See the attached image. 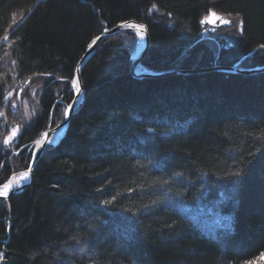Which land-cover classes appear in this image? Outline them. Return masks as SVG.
<instances>
[{"label": "trees", "instance_id": "1", "mask_svg": "<svg viewBox=\"0 0 264 264\" xmlns=\"http://www.w3.org/2000/svg\"><path fill=\"white\" fill-rule=\"evenodd\" d=\"M211 11L238 17L234 40L204 32ZM129 19L149 33L140 70L264 63V0H0V139L41 81L31 118L0 142V185L64 118L93 37ZM137 44L130 30L97 43L64 134L27 186L0 197V264H248L264 253V71L136 77Z\"/></svg>", "mask_w": 264, "mask_h": 264}, {"label": "water", "instance_id": "2", "mask_svg": "<svg viewBox=\"0 0 264 264\" xmlns=\"http://www.w3.org/2000/svg\"><path fill=\"white\" fill-rule=\"evenodd\" d=\"M120 30H130L140 35L141 45L139 49L133 55H131L130 60H129L130 72L132 73V75L136 77L159 76V75H165V74L176 73V72L177 73L178 72L179 73L202 72V71H207L211 69L230 71V72L231 71L232 72H242V73H252V72H258V71H264V63L260 65H255L253 67H238L237 65H233V64L232 65L213 64V65H208V66H201L198 68H186V69L185 68H180V69L170 68V69H162V70H140V66H139L140 61L142 57L145 55L149 47V42H150L148 29L145 23H142L135 19H129V20H125L120 23H117L111 27L104 28L100 33H98L96 36L93 37V39L88 44L84 53L81 55V57L79 58V60L77 61L75 65L72 83L76 81V89H74V94L66 106L64 118L58 124L52 127H47L40 133V135L34 141L33 151H32V156H31L29 166L22 170L13 172L9 176V178L3 184L0 185V191L3 190L1 189V187L4 184H7V183L12 184L11 179L14 176L27 172L28 176L25 179V181L16 187H13V184H12V187L8 190L7 196L0 195V197L7 198L10 194L22 190L25 186H27L31 182L34 166L39 156L41 155V152L44 146L48 143H53L52 141L49 140V137L54 132H57L56 139H55V141H57L64 134L68 126L71 114L82 97V94H83V86H82V81H81L82 66L87 61V59L91 56L97 43L103 37L111 33L120 31Z\"/></svg>", "mask_w": 264, "mask_h": 264}, {"label": "rangeland", "instance_id": "3", "mask_svg": "<svg viewBox=\"0 0 264 264\" xmlns=\"http://www.w3.org/2000/svg\"><path fill=\"white\" fill-rule=\"evenodd\" d=\"M211 12H214V11H211ZM209 13L206 14L201 20V21H204L205 18H207V20L209 21V22L202 23L204 32L205 33H208V32L221 33L222 35H224L225 37L230 39V41L234 40V38L238 34V29H239L238 17L237 16L222 15V14L215 12L217 14V16L221 17V19L215 20V19H213V17H211L209 15ZM224 21H228V23H225ZM137 41H138L137 48L139 49V47L141 45V38H140V35L138 33H137ZM40 82H41L40 79H37L36 81L32 82L30 86H27V88L25 89L24 93H26V94L21 98L22 102L20 104L21 105L20 109H21L22 115L24 116V119H23L21 124L12 123L10 125L11 131L8 134L3 135L1 137V139H0L1 143L2 142H9V140L14 139L16 136L15 134L18 131H20V129L23 126H25V124H26L25 123L26 122L25 117L28 120L31 118V115H33L32 113H34V111L36 110V107H37V102H36L37 99L34 98V96L32 94L36 91V89H39V87L41 86ZM72 88L76 89V81H74L72 83ZM23 90L24 89L21 88V89H19L18 92L21 94V92H23ZM11 95H12V92H11ZM11 106L13 109L17 108L16 102H13ZM59 122H61V121H59ZM48 127H51V126L49 125ZM54 141H55V139L52 142H54ZM20 176H21V174L12 178L13 187L18 186L25 181V179H23V180H20L19 183H17V180L19 179ZM1 189H3V186L1 187ZM260 257L254 263H251V264H256L259 261H262V259Z\"/></svg>", "mask_w": 264, "mask_h": 264}, {"label": "snow or ice", "instance_id": "4", "mask_svg": "<svg viewBox=\"0 0 264 264\" xmlns=\"http://www.w3.org/2000/svg\"><path fill=\"white\" fill-rule=\"evenodd\" d=\"M209 15H210L211 17H213V19H215V20H219V19H221V17L217 16V14H216L215 12H210ZM204 22H209V21L207 20V18H205V20L202 21V23H204ZM224 22H225V23H228V21H224ZM261 47H264V46H261ZM27 176H28V173H27V172L22 173L21 176L19 177V179L17 180V183H19L20 180L26 179ZM11 187H12V184H11V183L4 184V185H3V190L0 191V195L7 196V194H8V190H9ZM260 258H261V259H264V253H261V257H260ZM248 264H251V262H248Z\"/></svg>", "mask_w": 264, "mask_h": 264}, {"label": "bare ground", "instance_id": "5", "mask_svg": "<svg viewBox=\"0 0 264 264\" xmlns=\"http://www.w3.org/2000/svg\"><path fill=\"white\" fill-rule=\"evenodd\" d=\"M56 134H57V132H54L53 134H51V136L49 137V140L51 141H53L54 139H56ZM15 177V176H14ZM11 182H12V179H11Z\"/></svg>", "mask_w": 264, "mask_h": 264}]
</instances>
